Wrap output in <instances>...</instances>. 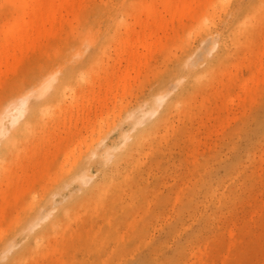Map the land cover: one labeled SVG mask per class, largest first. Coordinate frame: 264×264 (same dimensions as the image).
I'll use <instances>...</instances> for the list:
<instances>
[{
	"label": "rangeland",
	"instance_id": "rangeland-1",
	"mask_svg": "<svg viewBox=\"0 0 264 264\" xmlns=\"http://www.w3.org/2000/svg\"><path fill=\"white\" fill-rule=\"evenodd\" d=\"M11 1L20 3V0H0V26L10 19L11 10L8 3ZM140 1L150 5L157 4L161 14H166L167 19L171 17V14L162 11V7L157 2L152 3L154 0H87V2L85 0V5L83 2L80 4L82 7L76 11L78 14L73 20L79 28L72 32L71 38H76L87 28L94 29L90 35L94 43L90 42V45L81 48L80 56L77 58L79 60L75 62L77 68L88 69L90 73L88 78L91 80L86 83L88 78L80 79L82 85L78 83L80 86L77 85L75 91L77 98L83 95L84 103L88 108L84 104L86 108L84 110L80 108L78 112L75 107L77 103L74 101L77 98L73 97V93H67L62 102L64 107L69 106L65 108V112L69 110L66 114H62L59 110H54L53 113L45 111L40 123L29 136L31 141L37 138L38 142L46 141L45 144L39 150L31 152L32 144L29 146L31 142L28 143L29 138L22 142V144L27 142L29 147L25 148L27 143L23 146L21 144L20 150L10 160L7 169L4 168L7 174L0 177V192L6 189L9 179L11 182L19 179L20 189L23 190L26 199L42 183H48L54 172L66 167V157L71 153H78L81 142L90 139L93 130L101 128L102 137L106 138L105 142L100 143L102 151L108 147L110 141H121V132L128 130L132 121V118L118 120L122 109L134 106L137 100L149 94L157 79L170 72L172 59L176 56L181 57L185 53L181 45L185 43L188 35L192 36L190 45L194 48L189 57V65L193 68L203 71L209 63L221 55L223 47L221 48L219 44L214 46V42L221 35L214 34L201 40L199 36L192 35L194 30H190L194 26L200 27L201 20L208 22L205 16L213 14L216 9L215 0H205L201 6L194 5L196 7L191 16L176 32L171 30L166 32V35H169L167 46L160 52L158 50L156 56L146 64L145 68L143 67L140 72L137 68H131L130 61L123 60L129 59V54L127 57L124 53L120 58V51L125 49L121 47L125 46L118 40L129 38L130 34L132 37L137 36V43L134 37L133 40L131 38L137 44L136 47H139L142 42L140 40H145V36L142 39L144 33L141 36L138 34L142 33V30L146 31V29L139 30L142 26L139 25L141 23L138 22V16L142 14L141 6L144 4L141 5ZM263 1L234 0L239 5L248 6L253 3L255 6L254 13H251L254 16L249 31L241 33L237 39L238 42L233 44L229 38H225L229 44L226 59L211 63L212 68L206 78L199 86L191 90L187 106L183 107L181 104L178 109L172 110L168 122L159 131V141L147 148L146 153L139 157L141 161L139 170L131 179L132 181L123 186L124 190L122 189V198L128 200L127 203L131 206L120 212L119 217L112 221L113 228L119 234V239L115 238V240L119 242L108 237L101 239V236L105 234L102 228L104 231L109 229L103 216L91 218L88 213H83L81 210L80 217L71 222L68 229L69 235L65 237L61 234L51 235L46 241L45 250L55 243L62 245L61 250L55 249L40 256L34 254L28 259H23V264H66L67 262L68 264L71 262L72 264L89 262L90 264H264L262 262L264 261V80L262 77L264 75L262 73L264 72V55L262 54L264 8L258 13L260 6L264 7ZM159 7L156 8L158 15H160ZM145 16L142 15L143 18ZM229 19H235V17L230 16ZM118 20L130 24L135 21V25L139 26L136 25L134 28L139 32L137 33L135 29L133 34L130 32L128 35L122 24L117 27ZM142 25L144 26L143 23ZM223 27L224 23L217 16L216 28L221 31ZM160 34L164 36V32ZM152 38L155 41L156 36ZM152 38L149 39L152 40ZM136 47L134 46L133 49L135 50ZM55 50L58 51V48ZM141 50L144 51V48L140 45V49L136 52L141 53ZM74 51L75 47H71L65 53L71 55ZM260 65L263 71L257 74L259 73L257 71L261 69ZM43 67L44 65L36 68H32L30 64L25 65L19 74L21 87L27 85L28 80L30 81L33 76H37ZM125 68L133 71L129 70L130 80L127 85L129 90L124 93L120 89L118 97H115V89L108 81L110 82V89L109 87L108 89L110 91L113 89L112 96L106 88L108 83L105 80L112 79L110 77L116 75L115 78L113 77L114 80L112 79L116 83V77L120 79ZM115 69L118 73L115 72L113 76L108 74ZM104 73L108 74L109 78H104L106 76ZM255 74L260 75L256 77V81L259 79L260 83L258 86L256 84L252 86V95L247 97L241 83ZM98 79L102 90L98 85ZM91 84L94 85L95 90ZM11 89L13 88L9 83L4 92ZM50 90L46 92V95ZM93 90H98L97 94L104 90L110 92H107L109 99L105 100V105L108 102L107 107L104 108V100L97 102L99 97V100L102 96L104 99L107 98L106 91L100 92L101 96L98 95V97L95 93L96 99H93V102V97H87L88 94L92 95L90 91L93 92ZM4 92H0V103L5 98ZM178 92V86L172 85L168 97L176 98ZM236 94H240L241 98ZM233 96H236L235 102H229ZM43 97L45 96L31 97L30 101H39ZM81 98L79 97V101ZM225 102L228 104L227 108L224 106ZM91 103L92 108L89 107ZM95 104L104 106H96L98 108L96 109ZM88 113L92 114L91 117ZM51 115L54 116L51 117ZM108 115L110 121L107 120V123L102 119L104 117L107 119ZM114 117L117 118L118 126L110 130ZM15 125L9 124V127ZM162 135H164L163 138ZM26 151L29 153L27 154ZM111 151L113 153L115 150ZM13 166L18 170L25 167L27 174L17 178L15 173L17 170L14 171ZM92 173L90 185L96 183L101 177V173L96 169H93ZM6 175L8 180L4 179ZM202 175L206 176L205 188H202L201 183H197ZM80 195L83 196L84 193L80 192ZM180 201L184 203L181 204ZM20 203L21 200L14 206L10 204L0 206L5 211L0 218V224L3 223L1 222L3 217L10 218L19 211ZM75 205L82 207L81 203ZM231 234L234 236L233 244H230ZM89 236L95 241L99 240L96 244L98 250L87 249L88 245L94 244L89 243L91 241L88 239ZM22 247L21 243L15 245L9 252V258L5 257L4 262H10L11 256L19 253ZM115 247L118 251L111 257V250Z\"/></svg>",
	"mask_w": 264,
	"mask_h": 264
},
{
	"label": "bare ground",
	"instance_id": "bare-ground-1",
	"mask_svg": "<svg viewBox=\"0 0 264 264\" xmlns=\"http://www.w3.org/2000/svg\"><path fill=\"white\" fill-rule=\"evenodd\" d=\"M84 1L85 0H20L19 4L15 1L8 3V7L11 10L10 19L7 23L0 26V92L2 91L3 93L9 83H11L13 89L4 92L5 98L0 103V177L3 174H7L5 169H7L10 160L20 150L22 142L29 138L32 130L40 123L44 112L53 113L54 110H59L62 114H66V112L69 111L66 110L65 112V108L68 105L64 104V107L62 102L67 96V93H73V97L77 98L75 91L76 86L79 85L78 83L81 84L80 79L88 78L90 76L88 69L77 68L78 66H76L75 62L79 60L77 58L80 56L81 48L90 45V42L94 43L93 39L90 37L94 29H92V27L87 28L76 38H71L72 32L79 28L73 23V20L76 17V14H78L76 11L80 10L82 7H80V4L83 2V5H85ZM204 1L205 0L152 1V3L157 2L162 7L163 12L165 11L171 14L169 19H167L166 14H161L160 7L156 6L157 4L150 5V3L140 1L141 5L144 3L143 6L140 5V2L138 3L143 9L141 10L142 14H139L141 17L138 16L140 18H138V22L141 24L137 22L135 17L134 19L140 26H142V28L139 27V30L146 29V31L143 32L142 30V33H138L139 30L134 28L138 25H135V21V23L132 21L130 24L122 23L118 20L116 25L119 27L122 24L125 33L128 35L130 32H134L133 30L135 29L140 36L144 33L142 39H144L145 36V40H140L142 41L140 42L141 48H144V51L141 50V53L136 52L140 49V45L139 47H136V43L138 42L136 39L137 36H133L134 39L130 34V37L128 36L129 38L125 37L118 40V42L120 41L121 44L125 46L121 47V49H125L120 51V58L124 53L126 55L129 54V59L124 58L123 60H129V66L133 69L137 68L140 72L141 69L143 67L145 68L146 64L156 56L158 50L160 52L165 49L169 42V35H166L168 30L176 32L182 27L184 21L191 16L196 7H194V5L201 6ZM214 4L216 9H214L213 14H207L205 16V20L208 22L201 20L199 24L200 27L194 26L190 28L191 31L194 30L192 35L199 36L201 40L214 36V34L221 35V37L214 42V46L219 44L221 48L223 47L222 53L211 63H216L221 60L223 61L228 56L229 44L225 38H229L233 44L236 43L241 33L249 31L251 20L254 16V14L251 13L255 8L253 3L248 4V6H243L239 5L237 2L235 3L234 0H215ZM158 7L161 17L158 15V10L156 9ZM263 8L264 7L261 5L260 9L258 7L256 11L259 9L258 13H260L261 9L263 11ZM142 15H146L144 17L146 18L145 20H143L144 18ZM217 16L221 18V21L224 23V27L221 31L216 28ZM230 16H234L235 19H229ZM162 17L163 19L166 18L165 21ZM166 20H168V22ZM132 23L135 26H133ZM159 32H164L163 35L165 37ZM153 36H156L157 40L154 38V41L152 38ZM191 37L192 36L188 35L185 43L181 45V48L185 49L183 56H176L172 59L173 64L170 68V72L165 73L164 76H161L156 82H154L149 94L141 100H137L134 106H128L127 108L122 109L118 120L132 118V121L128 130L121 132V141H110L108 147L102 151L100 143L105 142L106 138L102 137L101 128L93 130L91 132V138H88L87 140L85 139L81 142L82 144L80 145L78 153H71L66 157V167L54 172V175L48 183H42V185L39 186L37 190H33L26 199L23 190L20 189L21 185L19 183L20 181H18L19 179L11 182L10 179L8 180L7 175L4 177L8 182L6 183V189L0 192V206H2V204H10L14 206L21 200V207L19 208V211L10 216V218L3 217V219H1V222L3 223L0 224V264H23V259H28L29 256H33L34 254L40 256L46 255L55 249L57 251L61 250L62 245L56 243L45 250L47 239L51 235L61 234L63 237L69 235L68 229L70 228L71 222L76 221L82 212L88 213L91 218L99 215H101L102 218L103 216L109 225V229L104 231L102 228V231L105 234L101 236V239L108 237L113 241H118L115 240V238L119 239V234L116 229L113 228L112 221L119 217L120 212L131 206V204L127 203L128 200L122 198L123 186L129 183L130 180L134 178L137 170H139L141 162L139 157L146 153L147 148L154 146L153 144L159 141V131L165 123L168 122L172 110L178 109V106L181 104L183 107L187 106L191 90L199 86L212 68L211 63H209L203 71L197 70L189 65V57L192 51H194V48L190 45ZM131 38L132 40H136V43L135 41H132ZM149 38H152L153 41ZM134 46L136 47L135 50L133 49ZM71 47H75V51L71 55H67L65 51ZM55 48H58V51H56ZM116 48L118 50V46ZM118 54L119 53L116 51V55ZM262 54L264 55V50ZM262 54L261 56L263 57ZM119 61H116V63H119ZM262 61L263 60L261 59V62ZM27 64L32 65V68H36L39 65H44V67L37 76H33L30 81L28 80L27 85L22 88L20 84L21 77L19 74ZM261 65L259 66L261 69L257 71L259 73L256 72L257 74H260L263 71ZM129 70L130 68H125V72L120 76V79H118L119 77H116V83L113 81V77L115 78L116 76L114 75L116 74L115 72L118 73L117 69L112 73L111 71L110 73L106 72L112 76L114 75L113 77H110L113 80L107 79L109 76L104 73L106 74L105 77L103 75V77L107 79H104L107 81L106 83L110 81L112 88L115 89V97L120 89H122L124 93L129 90V87L127 88L128 81L130 80L129 72H133L132 70ZM256 77L258 78L260 75H252L241 83L242 90L246 93L247 97H251L252 95V86H254V84L258 86L260 83L259 79L256 81ZM262 77L264 80V75H262ZM90 80L91 79L88 78L86 83ZM98 82V85L101 87L100 80ZM110 82L106 86L107 89L108 87L110 89ZM98 85L96 84L95 86L97 87ZM172 85H176L179 88L177 97L173 99L168 97ZM92 86L94 89V85ZM103 88L105 87L103 86ZM49 89L51 90L46 95V92ZM94 90L93 92L90 91V94L92 95L88 94L87 97H93L92 100H95V95H97V97L98 95L101 96L100 94L106 91V99L103 98L104 96H102L101 100H99L100 97L99 99L97 98L98 103L99 101L104 100L105 105V100L107 101L109 99V96L107 95L108 90H104L103 92L99 91V94H97L98 90ZM112 90H109L111 93H108L112 94ZM236 95L240 97V94ZM36 96L45 97L39 101H30L31 97ZM79 97L83 98V95L81 94ZM79 97L74 100L77 103L75 107L78 109V112L80 111V108H83V110L86 107L88 108L84 103L85 99L83 98L82 100L81 98V101H79ZM235 98L236 96H233L229 99V102H235ZM107 103L105 106L103 104H99L98 106L103 105L105 108L108 106ZM96 106L97 104H95V108ZM224 106L227 108L228 104L225 102ZM89 107L92 108V103ZM151 114L153 115L151 116ZM88 115L91 117L92 114L90 115L88 113ZM52 116L54 115H51V117ZM102 120H106L108 123L107 120L110 121L109 115L107 116V119L104 117ZM111 123L112 124L109 127L110 130L112 127L114 129L118 126L117 118L114 117ZM9 124L16 125L13 127L11 126L10 128ZM80 131L81 130H79V132ZM96 134L97 136H95ZM163 137L164 135H162V138ZM30 138L28 143L31 141ZM45 142L46 141L44 140L38 142L37 138L35 141H31L29 143V146L32 144L31 152L39 150ZM25 143H23L22 146ZM28 143L25 148L29 147ZM111 150L115 151L112 153ZM26 153L28 154L29 151H26ZM93 169H96L97 172L101 173V177L96 183L90 185L89 182L93 177ZM13 170H17V172H15L17 178L27 174V169H25V167H21V169L18 170V168L13 166ZM205 179L206 176L202 175L199 181L197 180L198 184L201 183V185H203L202 188L206 187ZM80 192H83L84 195L81 196ZM144 194L145 193H143V195ZM78 203H81L82 207H76L75 204ZM183 203L181 202V204ZM3 209L4 208L0 207V218L3 213H5ZM202 209L203 208H201V210ZM81 210L83 211L81 212ZM88 239L91 240L89 243L93 242V245L95 246L88 245L87 249L98 250L96 244L99 243V240L95 241V239L90 236ZM18 243L23 244L22 250L15 256H11L10 262L7 261L8 263H5V257L9 258V252L14 249L15 245ZM122 243H124V241ZM233 243L234 236L231 234L230 244ZM107 249L109 248L107 247ZM117 251L118 249L116 247L115 249H112L110 256L113 257ZM66 264H68V262ZM84 264H90V262Z\"/></svg>",
	"mask_w": 264,
	"mask_h": 264
}]
</instances>
